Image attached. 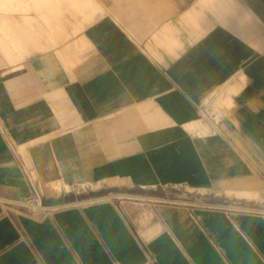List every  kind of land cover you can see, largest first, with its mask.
I'll use <instances>...</instances> for the list:
<instances>
[{"label": "crops", "instance_id": "crops-1", "mask_svg": "<svg viewBox=\"0 0 264 264\" xmlns=\"http://www.w3.org/2000/svg\"><path fill=\"white\" fill-rule=\"evenodd\" d=\"M177 187L264 195V0H0V264H264Z\"/></svg>", "mask_w": 264, "mask_h": 264}, {"label": "built area", "instance_id": "built-area-1", "mask_svg": "<svg viewBox=\"0 0 264 264\" xmlns=\"http://www.w3.org/2000/svg\"><path fill=\"white\" fill-rule=\"evenodd\" d=\"M200 199L190 201H175L169 200L173 204L189 203L191 205H203L214 208H222L232 212H249L264 215V195L256 199L251 198H240V197H229L224 195H212ZM61 202L50 203L44 202L39 197L34 196L16 203L18 209H25L29 213L36 217L48 216L54 208H56Z\"/></svg>", "mask_w": 264, "mask_h": 264}, {"label": "rangeland", "instance_id": "rangeland-1", "mask_svg": "<svg viewBox=\"0 0 264 264\" xmlns=\"http://www.w3.org/2000/svg\"><path fill=\"white\" fill-rule=\"evenodd\" d=\"M220 104L222 106L230 109V105L228 104V101L223 100L221 102L218 99H216L212 105L214 111L218 110V108L220 107ZM212 195H213V193H211V192L187 189L184 187H177V188H173V191H171V194L168 195L169 197H165V198H169V199L175 200V201H190V200H194V199L200 200V199L206 198L208 196L213 198ZM249 195H253V194L249 193Z\"/></svg>", "mask_w": 264, "mask_h": 264}, {"label": "water", "instance_id": "water-1", "mask_svg": "<svg viewBox=\"0 0 264 264\" xmlns=\"http://www.w3.org/2000/svg\"><path fill=\"white\" fill-rule=\"evenodd\" d=\"M44 202L58 203V202H62V199H50V200L44 201Z\"/></svg>", "mask_w": 264, "mask_h": 264}]
</instances>
